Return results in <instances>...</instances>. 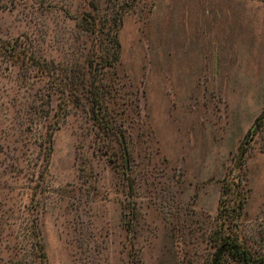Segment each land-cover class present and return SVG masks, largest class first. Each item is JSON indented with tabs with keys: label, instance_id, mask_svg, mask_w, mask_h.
I'll return each mask as SVG.
<instances>
[{
	"label": "rangeland",
	"instance_id": "1",
	"mask_svg": "<svg viewBox=\"0 0 264 264\" xmlns=\"http://www.w3.org/2000/svg\"><path fill=\"white\" fill-rule=\"evenodd\" d=\"M93 5L105 39L122 18L94 84L114 131L91 114ZM226 178L264 254V0H0V264H212Z\"/></svg>",
	"mask_w": 264,
	"mask_h": 264
},
{
	"label": "trees",
	"instance_id": "2",
	"mask_svg": "<svg viewBox=\"0 0 264 264\" xmlns=\"http://www.w3.org/2000/svg\"><path fill=\"white\" fill-rule=\"evenodd\" d=\"M91 7L92 8L90 10L92 12L83 14L78 20L77 25L84 32L94 36V40L96 42L95 45L98 46V51L103 50L105 42H108L110 49L108 50L110 51L108 57L99 56L96 59L88 60L90 78L93 77L91 88L89 89L92 94L93 103L91 114L93 119L99 124L101 128L100 130L114 131V125H110V123H108L109 121L107 122L109 113L103 105V101L106 98L104 94L106 93L103 92L100 94L105 85H101L102 82H100L99 86H95L94 84L96 82L99 83L101 77H103L104 71L109 67H113L120 59L121 44L117 34L121 26L122 18L121 15L116 12V15L112 19L113 27L109 29L108 38L105 39L103 38L105 32L102 28V20L98 17L99 7L94 5ZM37 65L44 68L48 73H51L52 71L50 65L45 61H38ZM66 69L71 78L69 80L66 79L67 83H64V81L61 80L62 85L73 84L76 86V75H78V69L75 67H67ZM95 75L99 78V80H95ZM62 91L65 93V90ZM262 119L263 114L256 119L253 129L261 130L263 128V125L261 124ZM250 133L251 131L248 135ZM247 200L248 198L246 192L242 187L240 180L226 178L223 181L221 186L217 226L211 234V241L215 243L219 250L221 248H225L223 255H229L237 264H264V254H259L254 251L246 242H242V238L239 236L240 221L242 219Z\"/></svg>",
	"mask_w": 264,
	"mask_h": 264
},
{
	"label": "water",
	"instance_id": "3",
	"mask_svg": "<svg viewBox=\"0 0 264 264\" xmlns=\"http://www.w3.org/2000/svg\"><path fill=\"white\" fill-rule=\"evenodd\" d=\"M245 145H243L241 147V150L239 152V156H238V160H237V163H236V169H239L242 165V161H243V158H244V155H245ZM224 249L225 248H221L216 254H215V257L212 261V264H218L219 261H220V258L221 256L223 255L224 253Z\"/></svg>",
	"mask_w": 264,
	"mask_h": 264
}]
</instances>
